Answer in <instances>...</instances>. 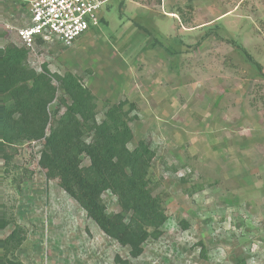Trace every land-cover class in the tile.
I'll list each match as a JSON object with an SVG mask.
<instances>
[{
    "label": "rangeland",
    "instance_id": "1",
    "mask_svg": "<svg viewBox=\"0 0 264 264\" xmlns=\"http://www.w3.org/2000/svg\"><path fill=\"white\" fill-rule=\"evenodd\" d=\"M98 26L71 47L37 42L27 65L57 89L76 76L107 108L131 110L133 150L150 143V190L167 215L138 258L106 236L39 166L45 142L0 147V212L28 232L24 264H264V0H104ZM21 0H0V46L22 47ZM132 106H134L132 108ZM1 140V136H0ZM84 159V165H87ZM110 215L117 198L102 195ZM128 218V215H126ZM13 230L0 233L5 239Z\"/></svg>",
    "mask_w": 264,
    "mask_h": 264
},
{
    "label": "trees",
    "instance_id": "2",
    "mask_svg": "<svg viewBox=\"0 0 264 264\" xmlns=\"http://www.w3.org/2000/svg\"><path fill=\"white\" fill-rule=\"evenodd\" d=\"M28 55L24 47L0 46V147L43 140L39 166L47 178L57 181L106 236L138 258L148 240L160 238L167 221L162 200L150 190L155 152L145 140L129 148L134 135L125 103L107 108L98 123L96 97L72 74L60 78L72 102L62 116L51 119L49 106L57 89L46 68L38 73L28 67ZM106 192L117 198L122 213H107L102 201ZM11 226L12 232L0 239V264H24L16 252L28 232L13 216L0 212V233Z\"/></svg>",
    "mask_w": 264,
    "mask_h": 264
},
{
    "label": "built area",
    "instance_id": "3",
    "mask_svg": "<svg viewBox=\"0 0 264 264\" xmlns=\"http://www.w3.org/2000/svg\"><path fill=\"white\" fill-rule=\"evenodd\" d=\"M28 24L17 30V39L27 50L37 42L57 41L71 47L92 27L98 26L104 0H21Z\"/></svg>",
    "mask_w": 264,
    "mask_h": 264
},
{
    "label": "crops",
    "instance_id": "4",
    "mask_svg": "<svg viewBox=\"0 0 264 264\" xmlns=\"http://www.w3.org/2000/svg\"><path fill=\"white\" fill-rule=\"evenodd\" d=\"M89 32H90V31H89ZM89 32H88V33H89ZM88 33H87V34H88Z\"/></svg>",
    "mask_w": 264,
    "mask_h": 264
}]
</instances>
